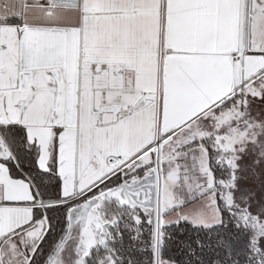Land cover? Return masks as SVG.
<instances>
[{
    "label": "snow or ice",
    "instance_id": "6c2138e0",
    "mask_svg": "<svg viewBox=\"0 0 264 264\" xmlns=\"http://www.w3.org/2000/svg\"><path fill=\"white\" fill-rule=\"evenodd\" d=\"M0 264H264V0H0Z\"/></svg>",
    "mask_w": 264,
    "mask_h": 264
}]
</instances>
